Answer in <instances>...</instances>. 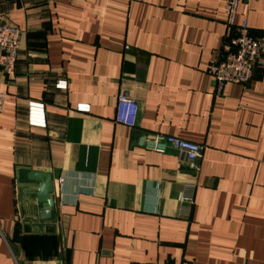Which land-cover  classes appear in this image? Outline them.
<instances>
[{
    "label": "crops",
    "instance_id": "1",
    "mask_svg": "<svg viewBox=\"0 0 264 264\" xmlns=\"http://www.w3.org/2000/svg\"><path fill=\"white\" fill-rule=\"evenodd\" d=\"M225 5L0 0L22 32L15 75L0 70V264H264V56L248 84L218 89ZM237 18L264 40V0ZM120 94L139 105L133 128L115 121ZM30 102L46 128L29 126ZM151 135L203 146L199 169L147 150ZM32 172L59 176L52 222L21 223Z\"/></svg>",
    "mask_w": 264,
    "mask_h": 264
},
{
    "label": "built area",
    "instance_id": "2",
    "mask_svg": "<svg viewBox=\"0 0 264 264\" xmlns=\"http://www.w3.org/2000/svg\"><path fill=\"white\" fill-rule=\"evenodd\" d=\"M252 1L256 0H226V23L231 33L223 40L219 59L211 62L207 70L220 91L228 83L248 84L254 78L257 65L264 56V40L251 35L246 19L238 23L240 4ZM21 38L22 32L0 16V70L9 77L16 73ZM63 85L58 84L57 87L65 89L66 84ZM8 97L7 93L0 91V115L5 111ZM77 111L89 113L90 106L79 105ZM138 112L139 105L136 100L126 94L118 96L115 119L117 123L135 127ZM28 124L30 127L46 128L45 108L42 104L28 103ZM145 147L160 154L169 150L175 151L193 170L199 169V161L203 156V146L173 136L151 135L147 138ZM63 183L64 180L59 179V184ZM181 202L190 206L195 204L191 196H183Z\"/></svg>",
    "mask_w": 264,
    "mask_h": 264
},
{
    "label": "water",
    "instance_id": "3",
    "mask_svg": "<svg viewBox=\"0 0 264 264\" xmlns=\"http://www.w3.org/2000/svg\"><path fill=\"white\" fill-rule=\"evenodd\" d=\"M147 138H142V143H146ZM59 176L42 172H32L28 176L30 185L17 184V198L19 215L22 224L29 222H52V212L55 207V179ZM41 210L37 211V207Z\"/></svg>",
    "mask_w": 264,
    "mask_h": 264
}]
</instances>
